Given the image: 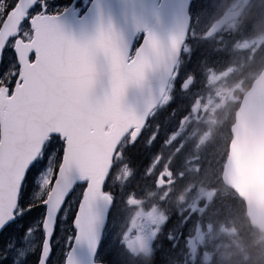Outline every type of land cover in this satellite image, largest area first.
<instances>
[{"label": "rangeland", "instance_id": "obj_1", "mask_svg": "<svg viewBox=\"0 0 264 264\" xmlns=\"http://www.w3.org/2000/svg\"><path fill=\"white\" fill-rule=\"evenodd\" d=\"M70 1L48 0L49 12L63 10ZM90 1L80 0L79 6L85 9ZM243 1L197 0L193 5L191 40L173 79L177 83L173 106L168 115V109L156 114L151 131L136 143L138 151L131 146L119 153L109 186L117 183L125 196L117 198L98 262L264 264V236L249 227L243 202L220 181L232 111L239 102L235 98L264 66V0H250L236 20L204 38L223 14L237 11ZM11 3L0 0V16ZM12 62L9 46L1 66L8 69ZM181 102L185 105L176 117L174 106ZM62 152L63 143L53 139L27 176L16 221L0 236V261L37 264L43 241V202ZM135 153L139 156L133 158ZM83 189H75L59 215L49 264H62L69 251L72 220ZM185 219L188 235L160 240L156 254L149 256L151 249L145 242L167 221L176 225ZM145 227L151 229L144 231Z\"/></svg>", "mask_w": 264, "mask_h": 264}, {"label": "water", "instance_id": "obj_2", "mask_svg": "<svg viewBox=\"0 0 264 264\" xmlns=\"http://www.w3.org/2000/svg\"><path fill=\"white\" fill-rule=\"evenodd\" d=\"M76 1L62 17L66 30L76 38L91 35L102 16L105 22L111 21L130 48L137 33L145 35V30L151 31L159 43L144 53L147 67L138 80L133 78L125 88L118 106L94 115L86 125L81 147H65L64 144L62 163L44 203V242L39 264L49 258L53 224L62 206L74 187L85 182L86 188L73 220L76 246L70 258L72 264H96L95 256L112 206V200L102 190L111 171L113 157L129 132L132 131V141L140 136L149 114L157 107L189 26L187 10L190 0H93L80 19H77V11H73ZM24 3L25 0H21L0 29V48L14 33L23 15ZM227 17L214 25L210 33ZM145 39L146 36L134 53V59L130 62L126 59L125 64L133 63L141 54ZM17 47L21 52L27 50L21 43ZM97 71V92L108 91L112 69L106 58L98 61ZM49 130L43 128L32 136L8 139L0 129V167L7 169L8 173L6 178L0 176V231L13 220L20 186L41 152ZM231 135L221 180L244 201L250 226L264 234V69L244 95Z\"/></svg>", "mask_w": 264, "mask_h": 264}, {"label": "snow or ice", "instance_id": "obj_3", "mask_svg": "<svg viewBox=\"0 0 264 264\" xmlns=\"http://www.w3.org/2000/svg\"><path fill=\"white\" fill-rule=\"evenodd\" d=\"M20 3L12 0L0 16V28ZM23 8L14 33L0 48V61L9 46L13 54L10 68L0 66V129L14 139L48 128V141L56 138L65 147H81L92 117L116 108L131 80L142 76L147 67L144 53L158 46V38L145 30L141 54L125 64L132 50L110 20L105 22L101 16L91 35L76 38L62 23L68 8L49 12L48 0H25ZM18 43L27 50L21 52ZM105 58L112 69L111 84L108 91L98 93L97 65ZM7 175V169L0 167V176ZM75 246L76 238H70L65 264H72L70 254Z\"/></svg>", "mask_w": 264, "mask_h": 264}, {"label": "trees", "instance_id": "obj_4", "mask_svg": "<svg viewBox=\"0 0 264 264\" xmlns=\"http://www.w3.org/2000/svg\"><path fill=\"white\" fill-rule=\"evenodd\" d=\"M134 146H136L134 148V150L137 149V151L139 150L137 148V145L135 144ZM138 155V153H135L134 155H132L133 158H135V156ZM139 156V155H138ZM131 157V158H132ZM122 182V181H121ZM123 183V182H122ZM106 191L111 194L112 196H114V205H113V210L114 211L115 209H117V198L119 197H124L125 196V191L121 190L120 188V185H118L117 183H115L113 186H109V184L106 186ZM126 191L129 193L130 192V188L127 186V189ZM163 230H165V232L168 234L169 237H172L173 238V234L175 232L176 234V231L178 230L176 228V226L173 225H167V227H165ZM169 231V232H167ZM175 236V235H174ZM165 238L167 237H161V236H158V241L160 240H163L165 241ZM168 239V238H167Z\"/></svg>", "mask_w": 264, "mask_h": 264}]
</instances>
